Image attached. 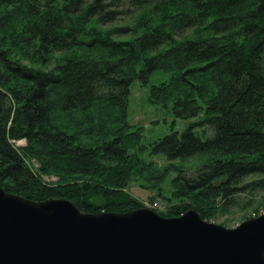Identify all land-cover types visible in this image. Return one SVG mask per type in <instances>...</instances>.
Returning a JSON list of instances; mask_svg holds the SVG:
<instances>
[{
  "label": "trees",
  "instance_id": "obj_1",
  "mask_svg": "<svg viewBox=\"0 0 264 264\" xmlns=\"http://www.w3.org/2000/svg\"><path fill=\"white\" fill-rule=\"evenodd\" d=\"M155 71L170 81L150 100L198 118L150 145L162 171L126 115L132 84ZM67 113H86L84 128L64 126ZM137 179L164 218L215 219L255 194L264 211V0H0V188L125 213L146 207L126 191Z\"/></svg>",
  "mask_w": 264,
  "mask_h": 264
},
{
  "label": "water",
  "instance_id": "obj_2",
  "mask_svg": "<svg viewBox=\"0 0 264 264\" xmlns=\"http://www.w3.org/2000/svg\"><path fill=\"white\" fill-rule=\"evenodd\" d=\"M0 264H264V214L229 229L193 210L88 214L0 188Z\"/></svg>",
  "mask_w": 264,
  "mask_h": 264
},
{
  "label": "rangeland",
  "instance_id": "obj_3",
  "mask_svg": "<svg viewBox=\"0 0 264 264\" xmlns=\"http://www.w3.org/2000/svg\"><path fill=\"white\" fill-rule=\"evenodd\" d=\"M20 65L31 67V63L21 59ZM33 66L36 68L41 67L38 64ZM169 79V73L155 71L146 83L139 81L133 83L130 88L129 103L126 110L127 123L133 130L138 129L142 134L141 145L144 147L145 152L140 155V158L145 162L153 164V167L157 171H162V168L167 166V162L162 156L152 157L149 154L150 145L157 140L162 139L165 135L170 134L172 131L181 133L189 122L191 123L198 120V118L187 121L176 119L170 111V106L163 107L161 105H156L150 100L149 91L152 86L168 84L170 81ZM96 109L97 108L93 109V117L102 116L103 113ZM86 116V113L84 115H80V113H67L61 117V121L64 126L68 125V127L71 128L75 127V131H78V127H81V129L84 128V126L78 125L82 123V119H85ZM199 132L202 133V130L200 129ZM210 133V129L206 128V136H209ZM15 144L16 146L22 147L26 145L24 140H20ZM185 165L194 169L198 166V161L193 159ZM173 175L174 174L171 173L168 181H165L162 186V194L164 197L170 196L169 179L172 178ZM50 180L56 181L57 178L52 177ZM142 185L144 186V182L140 179L131 181L128 185V189L126 188V191L129 192L135 200L146 206L145 208L152 207L159 211H164L167 206V202L159 198L156 191L152 192L151 189L146 186L142 187ZM240 200V206L233 209L229 214L205 221L230 229L235 228L238 224L245 220L264 214L263 210L258 209V195H248L246 197H242Z\"/></svg>",
  "mask_w": 264,
  "mask_h": 264
}]
</instances>
